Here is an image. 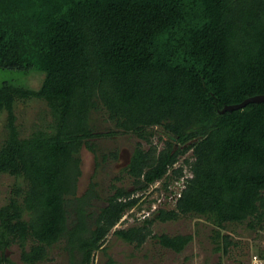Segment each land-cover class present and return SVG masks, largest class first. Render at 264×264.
Segmentation results:
<instances>
[{
  "label": "trees",
  "instance_id": "obj_1",
  "mask_svg": "<svg viewBox=\"0 0 264 264\" xmlns=\"http://www.w3.org/2000/svg\"><path fill=\"white\" fill-rule=\"evenodd\" d=\"M0 69L39 77L36 87L0 83V173L15 178L0 204V264L12 244L34 264L60 240L71 264H92L110 233L135 247L153 236L179 252L191 234L151 227L181 214L210 221L224 254L233 240L221 228L264 229V100L220 111L264 93V0H0ZM30 98L49 118L21 136L14 105ZM92 111L113 127L97 130ZM119 132L136 137L123 167L132 184L111 183L96 205L93 177L77 193L80 150L95 155L96 137ZM161 179L173 206L116 227Z\"/></svg>",
  "mask_w": 264,
  "mask_h": 264
},
{
  "label": "rangeland",
  "instance_id": "obj_2",
  "mask_svg": "<svg viewBox=\"0 0 264 264\" xmlns=\"http://www.w3.org/2000/svg\"><path fill=\"white\" fill-rule=\"evenodd\" d=\"M35 74L33 70L24 72L0 69V83L8 80L36 87L39 83V77ZM14 110L21 136L27 135L32 129L41 125L44 119L49 118V111L45 102L37 98L17 101ZM91 118L94 126L99 131H105L113 127L105 113L92 111ZM5 120L6 111L0 109V140L5 135ZM153 129L156 130L153 141H157L158 146H160L162 140L158 141V135L160 134L158 126H154ZM135 140L136 137L130 132L96 137L94 139L95 155L83 146L80 150L81 174L77 181V193L83 192L92 177L97 182L96 188L100 197L95 201L96 205L102 204L107 194L112 191L111 183L123 184L125 187L130 188L131 178L123 171V167L128 162ZM113 150H117L118 155L116 158L108 155ZM188 153L189 151L180 156L176 164L181 163L182 158ZM103 154H106L105 158H103ZM184 171L185 174L188 173L186 168ZM118 176L119 181H115L117 180L115 177ZM14 181V176L0 173V204L5 201ZM162 182L161 179L150 184L140 198L139 204L128 210L122 217V221L115 226H127L134 223L146 214L151 215L158 206L172 207L174 193L166 195L167 191L163 188ZM182 182L183 177H180L179 180L170 182L168 186L174 192H177L182 186ZM151 228L154 234L161 232L168 234L189 233L192 238L181 251L175 252L162 246L158 239L153 236L147 237L142 245L135 247L110 233L105 241L106 251H95L92 264H106L108 255L114 259V264H256L259 261L254 259V254L257 257H261V254L264 255V229H251L244 223H229L225 228L220 229L221 232H227L233 240L226 254L222 253L221 250L214 249L216 243L221 244V239L219 237L217 238L218 241L216 240L213 230L214 225L203 216L181 214L174 220H155ZM63 246L64 240L57 241L48 248V258L34 264H71L70 256ZM19 251V246L16 243L5 249V255L10 260L7 264H30L21 261ZM261 260L264 264V256Z\"/></svg>",
  "mask_w": 264,
  "mask_h": 264
},
{
  "label": "water",
  "instance_id": "obj_3",
  "mask_svg": "<svg viewBox=\"0 0 264 264\" xmlns=\"http://www.w3.org/2000/svg\"><path fill=\"white\" fill-rule=\"evenodd\" d=\"M262 100H264V93L263 94H255L252 96H248V97L244 98L243 100H241L240 102H237V103L224 104L220 111L240 108V107H243L248 102H252V101L258 102V101H262Z\"/></svg>",
  "mask_w": 264,
  "mask_h": 264
},
{
  "label": "built area",
  "instance_id": "obj_4",
  "mask_svg": "<svg viewBox=\"0 0 264 264\" xmlns=\"http://www.w3.org/2000/svg\"><path fill=\"white\" fill-rule=\"evenodd\" d=\"M254 259H256V260L259 261L258 264H262V263H261V260H260L258 257L255 256Z\"/></svg>",
  "mask_w": 264,
  "mask_h": 264
}]
</instances>
